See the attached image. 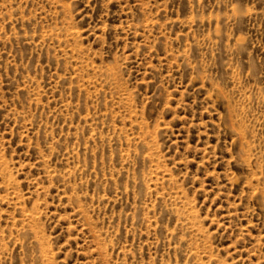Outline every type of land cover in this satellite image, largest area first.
Returning <instances> with one entry per match:
<instances>
[{"label": "rangeland", "instance_id": "1", "mask_svg": "<svg viewBox=\"0 0 264 264\" xmlns=\"http://www.w3.org/2000/svg\"><path fill=\"white\" fill-rule=\"evenodd\" d=\"M0 264H264V0H0Z\"/></svg>", "mask_w": 264, "mask_h": 264}]
</instances>
